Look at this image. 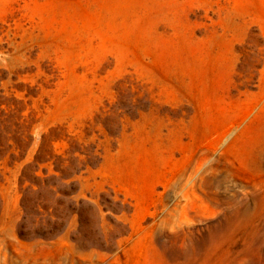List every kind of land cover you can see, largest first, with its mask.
Wrapping results in <instances>:
<instances>
[{"label": "rangeland", "instance_id": "374dc122", "mask_svg": "<svg viewBox=\"0 0 264 264\" xmlns=\"http://www.w3.org/2000/svg\"><path fill=\"white\" fill-rule=\"evenodd\" d=\"M0 264H264V0H0Z\"/></svg>", "mask_w": 264, "mask_h": 264}]
</instances>
